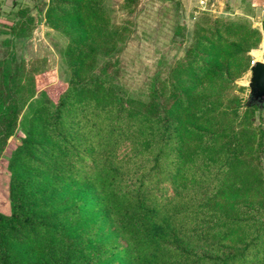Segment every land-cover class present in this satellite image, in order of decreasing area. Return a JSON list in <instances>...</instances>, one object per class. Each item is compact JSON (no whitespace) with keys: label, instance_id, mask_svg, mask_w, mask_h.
Wrapping results in <instances>:
<instances>
[{"label":"trees","instance_id":"16d2710c","mask_svg":"<svg viewBox=\"0 0 264 264\" xmlns=\"http://www.w3.org/2000/svg\"><path fill=\"white\" fill-rule=\"evenodd\" d=\"M118 1L47 0L45 25L68 41L54 102L34 98L13 38L1 41L0 157L20 136L6 166L0 264H264V128L251 122L261 104L239 113L231 95L259 31L202 13L182 58L131 93L110 59L138 0ZM15 16L9 34L26 37L32 19Z\"/></svg>","mask_w":264,"mask_h":264},{"label":"rangeland","instance_id":"374dc122","mask_svg":"<svg viewBox=\"0 0 264 264\" xmlns=\"http://www.w3.org/2000/svg\"><path fill=\"white\" fill-rule=\"evenodd\" d=\"M108 1L113 6L122 2ZM199 1L201 0L137 1L129 15L130 35L119 54L110 59V62L117 61L120 82L131 93L132 91L135 93L147 91L148 82L153 77L159 63L162 64L161 77H165L167 67L182 58L184 50L190 42L188 36L193 23L202 13L215 19L244 20L249 23L251 28H258L257 23L261 17L258 16L256 0H203L202 4H199ZM46 3L47 0H0V54L1 50L5 49L1 45V41L5 38H13L14 47L12 50L15 58L17 61L23 62L22 82L24 84L31 83L35 90L34 98L40 91H44L48 98L54 102L65 89L68 79L62 57V51L68 41L45 25L43 14ZM21 9H26L27 15L32 19L28 35L23 38L12 36L6 27L17 19L15 14L17 15V11ZM117 16L124 17L121 13H118ZM176 27H183L185 31L182 30L180 36H175L173 32ZM2 31L5 34H1ZM260 42L254 49L247 52L249 59L251 54L257 60L261 59V52L255 51ZM7 50L9 51L10 48ZM248 79L249 67L233 81L234 88L231 90V95L240 99L242 107L239 109V113L244 111V106L248 102ZM34 107L33 100L23 107L17 120L19 127L27 128L26 120ZM251 122L254 127L264 128L263 105L259 111L254 112ZM19 136V132L16 131L15 137L7 140L6 149L0 157V213L5 215L9 214L7 160L10 150L18 144L15 138ZM262 163L264 167V160Z\"/></svg>","mask_w":264,"mask_h":264},{"label":"water","instance_id":"95a60500","mask_svg":"<svg viewBox=\"0 0 264 264\" xmlns=\"http://www.w3.org/2000/svg\"><path fill=\"white\" fill-rule=\"evenodd\" d=\"M248 101L264 106V63L255 62L249 68Z\"/></svg>","mask_w":264,"mask_h":264},{"label":"crops","instance_id":"0c3cea01","mask_svg":"<svg viewBox=\"0 0 264 264\" xmlns=\"http://www.w3.org/2000/svg\"><path fill=\"white\" fill-rule=\"evenodd\" d=\"M256 1H257V6H258V16L261 17L260 21H258L257 23L258 25L257 30L260 33L261 42H260V45L258 46V49L255 51H260L259 49H264V13L261 14V8H262V5H264V0H256Z\"/></svg>","mask_w":264,"mask_h":264},{"label":"built area","instance_id":"2783aa9c","mask_svg":"<svg viewBox=\"0 0 264 264\" xmlns=\"http://www.w3.org/2000/svg\"><path fill=\"white\" fill-rule=\"evenodd\" d=\"M202 1H203V0L199 1V4H202ZM261 13H264V5H263L262 8H261ZM259 50L261 51L260 58H261V60H262V63H264V49H259ZM252 52H253V51H252ZM255 62H259V61L256 60V58L254 57V55L251 54V58H250V61H249V64H248L249 68H250L251 66H253Z\"/></svg>","mask_w":264,"mask_h":264},{"label":"bare ground","instance_id":"6f19581e","mask_svg":"<svg viewBox=\"0 0 264 264\" xmlns=\"http://www.w3.org/2000/svg\"><path fill=\"white\" fill-rule=\"evenodd\" d=\"M257 60V59H256ZM259 62H262V60L260 59V60H258Z\"/></svg>","mask_w":264,"mask_h":264}]
</instances>
